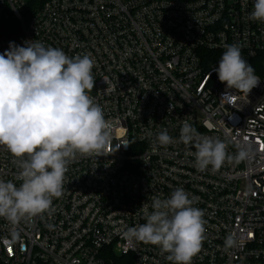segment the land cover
Instances as JSON below:
<instances>
[{"label":"built area","instance_id":"built-area-1","mask_svg":"<svg viewBox=\"0 0 264 264\" xmlns=\"http://www.w3.org/2000/svg\"><path fill=\"white\" fill-rule=\"evenodd\" d=\"M253 8L254 0H0V25L16 22L0 35V53L36 40L90 55L89 95L113 129L107 156L70 163L51 212L16 224L0 217V264H173L123 232L177 188L205 221L191 264H264V23L249 18ZM228 45L262 60L248 96L214 71L215 52ZM184 121L225 142L232 159L200 171L194 145L180 140ZM164 129L167 146L157 141ZM19 171L0 146V179L19 186Z\"/></svg>","mask_w":264,"mask_h":264},{"label":"clouds","instance_id":"clouds-1","mask_svg":"<svg viewBox=\"0 0 264 264\" xmlns=\"http://www.w3.org/2000/svg\"><path fill=\"white\" fill-rule=\"evenodd\" d=\"M249 18L264 23V0H254ZM95 61L88 54L69 57L62 49L32 40L0 53V146L16 160L22 181L0 179V217L11 224L51 212L54 198L63 195L68 166L79 156H107L112 124L89 92L94 88ZM227 89L245 96L260 78L243 58L238 45H228L214 69ZM180 140L193 144L200 171L219 169L232 157L219 138L200 136L187 121ZM162 146L173 143L164 129L157 135ZM241 152L237 159H243ZM183 188L165 199L154 198L146 223L128 227L126 239L151 244L167 253L173 264H191L201 250L205 221ZM234 244L232 237L226 241Z\"/></svg>","mask_w":264,"mask_h":264},{"label":"trees","instance_id":"trees-1","mask_svg":"<svg viewBox=\"0 0 264 264\" xmlns=\"http://www.w3.org/2000/svg\"><path fill=\"white\" fill-rule=\"evenodd\" d=\"M16 30V22L12 18H8L7 20L2 21L0 25V35L7 37L12 31ZM224 51H217L214 54V63L218 64L220 59L222 58ZM255 70V73L260 71V65H262V60L258 57H255L253 59L247 60L245 59ZM118 263H121V260H117Z\"/></svg>","mask_w":264,"mask_h":264},{"label":"snow or ice","instance_id":"snow-or-ice-1","mask_svg":"<svg viewBox=\"0 0 264 264\" xmlns=\"http://www.w3.org/2000/svg\"><path fill=\"white\" fill-rule=\"evenodd\" d=\"M249 235H251V234H249Z\"/></svg>","mask_w":264,"mask_h":264}]
</instances>
